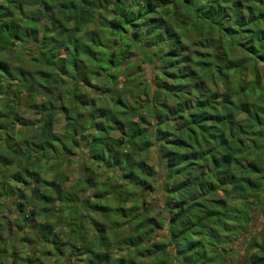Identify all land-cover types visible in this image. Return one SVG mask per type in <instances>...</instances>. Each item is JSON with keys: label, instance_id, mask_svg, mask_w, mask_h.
I'll return each mask as SVG.
<instances>
[{"label": "trees", "instance_id": "trees-1", "mask_svg": "<svg viewBox=\"0 0 264 264\" xmlns=\"http://www.w3.org/2000/svg\"><path fill=\"white\" fill-rule=\"evenodd\" d=\"M257 215L264 0H0V264H264Z\"/></svg>", "mask_w": 264, "mask_h": 264}, {"label": "rangeland", "instance_id": "rangeland-1", "mask_svg": "<svg viewBox=\"0 0 264 264\" xmlns=\"http://www.w3.org/2000/svg\"><path fill=\"white\" fill-rule=\"evenodd\" d=\"M156 196H153L149 199L150 203L154 206L159 207L158 205V201L157 198H154ZM156 213L153 211L152 212V216H154ZM264 228V217L261 215H257L255 216L254 222L251 225L250 231L248 232V234H245L243 238L238 239L236 242H234V244L232 245V247H234L235 249V253L237 254L235 257L237 259H240L245 252L246 249V245L244 243V238L246 237L247 240L251 239L254 236H257L258 233H260L262 231V229ZM161 234V233H160ZM160 238H158L157 240H159ZM231 245H224L225 248H231Z\"/></svg>", "mask_w": 264, "mask_h": 264}]
</instances>
